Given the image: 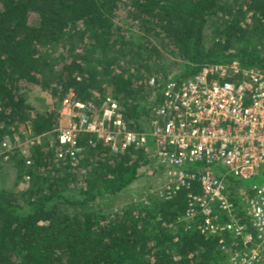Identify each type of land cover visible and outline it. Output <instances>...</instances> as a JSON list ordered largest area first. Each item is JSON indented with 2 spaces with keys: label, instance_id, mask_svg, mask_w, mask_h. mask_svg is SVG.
Instances as JSON below:
<instances>
[{
  "label": "trees",
  "instance_id": "1",
  "mask_svg": "<svg viewBox=\"0 0 264 264\" xmlns=\"http://www.w3.org/2000/svg\"><path fill=\"white\" fill-rule=\"evenodd\" d=\"M230 62L264 69V0H0V143L41 137L25 154L0 148L13 174L10 187L0 184V264H227L242 240L223 252L216 236L176 222L185 189L121 213L87 209L138 178L151 164L146 147L112 153L87 134L71 162L57 158L53 131L69 90L96 106L110 93L128 127L146 130L167 80ZM33 84L54 104L33 108ZM243 187L227 182V196L254 239Z\"/></svg>",
  "mask_w": 264,
  "mask_h": 264
},
{
  "label": "built area",
  "instance_id": "2",
  "mask_svg": "<svg viewBox=\"0 0 264 264\" xmlns=\"http://www.w3.org/2000/svg\"><path fill=\"white\" fill-rule=\"evenodd\" d=\"M159 98L148 129L136 131L128 127L115 99L105 96L96 106L69 90L58 109L57 158L76 160L82 135H94L117 153L146 147L150 134L154 150L149 154L163 199L187 190L184 215L191 220L200 216L198 228L216 236L223 252L242 240L243 249L227 252V264H264V181L241 184L237 190L254 239L235 219L226 188L227 182L264 178V69L237 62L209 64L192 78L167 80ZM40 139L30 137L23 154ZM16 145L5 137L0 148ZM214 166L223 169L214 171ZM219 213L227 220L220 221Z\"/></svg>",
  "mask_w": 264,
  "mask_h": 264
},
{
  "label": "rangeland",
  "instance_id": "3",
  "mask_svg": "<svg viewBox=\"0 0 264 264\" xmlns=\"http://www.w3.org/2000/svg\"><path fill=\"white\" fill-rule=\"evenodd\" d=\"M146 73H147L146 71L141 73L140 79L142 77H146L147 76ZM150 79H154V78L151 77V78H149V80ZM106 94L110 96V93L106 92ZM28 101L33 108H40L41 109L45 106L47 108L48 107L47 105H49V104H54L55 98L52 95L51 90L43 89V88H40L38 85L33 84V85H30V89H28ZM33 112L34 111H31V114ZM20 127H22V126H20ZM53 133L55 134V129H54ZM12 136H13V142L18 144L17 148L19 150L22 148V146L27 144L26 142L30 138L27 135H24V137H22V139L19 138L18 134H13ZM8 138H10V137L8 136ZM26 148L27 147L25 146L21 149L22 154H23V150H26ZM146 148L149 151V153H153V150H154L153 138L150 134H147V136H146ZM82 149H83V147L80 146L79 153L82 151ZM24 153H25V151H24ZM61 159L63 160V158H61ZM221 169H223V168L220 166H214L213 167L214 171H220ZM138 172H139L138 178L133 180L126 187L121 189L118 193H116L112 197L108 198V200L101 201L99 198H96V200H93V202H91V204H93V205H89L87 207V209L92 210L95 207H98L99 210H102L103 212L106 211L107 213H110V212L115 211L116 213H121L124 210L127 211L128 208L132 205H139L140 203L145 204V205L149 204L152 201V197H154L156 199L159 198L161 200H165L158 193L159 183L156 180L158 171L156 169L154 170V165L150 164L149 166L148 165L147 166H140L138 169ZM12 181H13V174H12L11 170L8 168V162H4L3 160H0V184L2 183L5 186L10 187L12 184ZM260 181H264V178H262V179L251 178V179H248L246 181H238V184L237 185L235 184V186L238 189V186H240L241 184L246 185V184H250L252 182H260ZM19 186L22 187V186H24V184H19ZM238 191H240V188ZM156 192H157V194H156ZM237 194H238V192H237ZM132 207H136V206H132ZM200 220H201V218H200ZM200 220H199V222H200ZM180 221L184 222V227L186 229H194L196 225H197V227L199 225V223H197V224L195 223L193 226H191L192 225V223L190 222L191 219L186 218L184 213L182 216H180L176 219V222H180ZM228 255L229 254H227L226 259H227Z\"/></svg>",
  "mask_w": 264,
  "mask_h": 264
}]
</instances>
